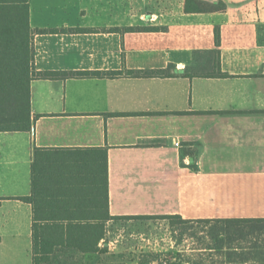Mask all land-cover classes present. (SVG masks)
Here are the masks:
<instances>
[{"label": "crops", "instance_id": "obj_1", "mask_svg": "<svg viewBox=\"0 0 264 264\" xmlns=\"http://www.w3.org/2000/svg\"><path fill=\"white\" fill-rule=\"evenodd\" d=\"M203 1L226 8L28 0L35 70L117 73L30 81V129L0 131V264H31L35 148H104L112 216L264 218V0ZM216 49L226 76H204Z\"/></svg>", "mask_w": 264, "mask_h": 264}, {"label": "trees", "instance_id": "obj_2", "mask_svg": "<svg viewBox=\"0 0 264 264\" xmlns=\"http://www.w3.org/2000/svg\"><path fill=\"white\" fill-rule=\"evenodd\" d=\"M222 1L185 0V10H224ZM28 0H0V131L30 129V81L68 77H102L109 71H37L33 66V35ZM216 47L220 35L214 30ZM213 71L204 76L224 77L218 50L212 52ZM175 66L128 71L145 77L174 76ZM191 76L188 68L182 72ZM96 152V161L90 152ZM193 159V154L189 153ZM31 162V190L20 197L32 207L31 264H61L57 252L80 254L105 251L106 224L130 219H164L173 233L198 240L197 249L217 260L211 264H264V218L183 219L180 215L112 216L108 210L106 150L35 148ZM100 172L101 187L98 188ZM96 174V178L94 175ZM103 183L105 194H103ZM138 264H202L172 259L148 251Z\"/></svg>", "mask_w": 264, "mask_h": 264}, {"label": "rangeland", "instance_id": "obj_3", "mask_svg": "<svg viewBox=\"0 0 264 264\" xmlns=\"http://www.w3.org/2000/svg\"><path fill=\"white\" fill-rule=\"evenodd\" d=\"M105 251L98 255L69 250L57 252L61 264H126L148 251L160 252L172 259L211 264L217 259L197 249L198 240L187 234L173 233L164 219H130L107 225ZM103 244V243H102ZM103 248V246H102Z\"/></svg>", "mask_w": 264, "mask_h": 264}, {"label": "built area", "instance_id": "obj_4", "mask_svg": "<svg viewBox=\"0 0 264 264\" xmlns=\"http://www.w3.org/2000/svg\"><path fill=\"white\" fill-rule=\"evenodd\" d=\"M176 145H178V143H176Z\"/></svg>", "mask_w": 264, "mask_h": 264}]
</instances>
